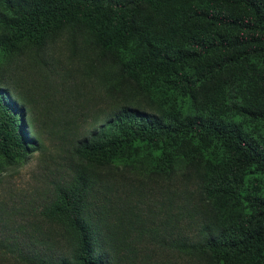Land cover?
I'll return each instance as SVG.
<instances>
[{
	"label": "trees",
	"instance_id": "1",
	"mask_svg": "<svg viewBox=\"0 0 264 264\" xmlns=\"http://www.w3.org/2000/svg\"><path fill=\"white\" fill-rule=\"evenodd\" d=\"M66 30L113 57L119 91L95 86L123 102L71 140L30 264H264V0H0V173L38 142L17 59ZM108 61H84L86 79ZM137 171L192 189L189 225L176 233L168 212L157 225L110 201L112 177Z\"/></svg>",
	"mask_w": 264,
	"mask_h": 264
},
{
	"label": "rangeland",
	"instance_id": "2",
	"mask_svg": "<svg viewBox=\"0 0 264 264\" xmlns=\"http://www.w3.org/2000/svg\"><path fill=\"white\" fill-rule=\"evenodd\" d=\"M49 43L46 48L32 50L17 59L21 61L17 63L19 75L15 79V89L27 95L35 106L34 132L38 142L26 159L0 173V264H30L28 254L42 250L49 226L40 211L50 197L53 182L68 172L71 140L104 112L123 102L119 99L114 103V95L111 99L104 98L103 90L95 86L97 80L103 79L107 87L113 85L119 91L116 65L110 61L113 57L103 56L88 32L66 30ZM100 60L109 61L96 70V75L92 76L94 82L88 81L81 64L87 61L99 65ZM45 105L53 108L49 110L52 119L47 118ZM57 107L63 108L60 117L56 114ZM58 118L73 121L63 130ZM53 120H57V125ZM146 176L139 172L123 180L116 175L111 179L112 187L103 192L113 203L127 201L142 212L143 218L155 220V223L157 218L160 223L168 219L165 214L168 212L171 228H175L176 233L189 225L188 217L196 210L193 207L196 200L189 195L192 189L153 188L154 183L146 180ZM107 178L104 174L103 180ZM131 185L136 190L126 198L124 188Z\"/></svg>",
	"mask_w": 264,
	"mask_h": 264
}]
</instances>
